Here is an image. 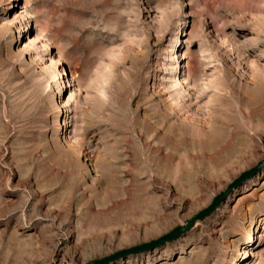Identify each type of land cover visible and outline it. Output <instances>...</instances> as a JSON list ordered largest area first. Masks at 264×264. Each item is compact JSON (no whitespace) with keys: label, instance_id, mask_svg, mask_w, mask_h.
I'll use <instances>...</instances> for the list:
<instances>
[{"label":"rangeland","instance_id":"rangeland-1","mask_svg":"<svg viewBox=\"0 0 264 264\" xmlns=\"http://www.w3.org/2000/svg\"><path fill=\"white\" fill-rule=\"evenodd\" d=\"M262 161L264 0H0V264L150 244ZM230 263L264 264V165L109 264Z\"/></svg>","mask_w":264,"mask_h":264},{"label":"water","instance_id":"water-1","mask_svg":"<svg viewBox=\"0 0 264 264\" xmlns=\"http://www.w3.org/2000/svg\"><path fill=\"white\" fill-rule=\"evenodd\" d=\"M262 165H264V161L261 162L260 164H258L254 169L242 174L241 177H239L238 179H236L234 182H232V184L229 186V188L224 191L216 200L215 202L206 210H204L203 212H201L200 214H198L196 217H194L192 220H190L188 222V224H186L185 226H181L180 230H175L173 232H171L170 234L160 238L157 241H153L152 243H150L149 245L146 244H142V245H138V246H134L130 249H126L123 251H119L113 255L107 256V257H103L100 259H96L93 260L91 262V264H109L112 260H114L115 258L121 256V255H126L129 253H136V252H140V251H144L145 249L151 248L152 246L155 245H160L165 243L166 241H171L174 240L176 238H178L183 232H185L186 230H188L189 228H191L196 221L203 219L204 217H206L207 215H209L210 213H212L224 200L225 198L228 196V194L242 181H244L245 179H247L248 177H250L252 174H254V172H256Z\"/></svg>","mask_w":264,"mask_h":264},{"label":"bare ground","instance_id":"bare-ground-1","mask_svg":"<svg viewBox=\"0 0 264 264\" xmlns=\"http://www.w3.org/2000/svg\"><path fill=\"white\" fill-rule=\"evenodd\" d=\"M198 129H199V128H198ZM198 129H196L195 125L193 124V125L191 126V130H192V131L188 130L187 133H186V137H185V138H186V141H188V142H190V141H191V142H192V141H196V142L200 141L201 137H200V133H199V130H198ZM262 162H263V161H262ZM260 163H261V162H260ZM260 163H259V164H260ZM255 167H256V166H255ZM255 167H254V168H255ZM254 168H252V169H254ZM252 169H250V170H252ZM250 170H248V171H250ZM248 171H246V172H248ZM246 172H244V173H246ZM244 173H243V174H244ZM241 176H242V175H241ZM241 176H240V177H241ZM222 193H223V192H222ZM222 193H220V194L214 199V201L212 202V204L215 202V200H216V199H217ZM212 204H211V205H212ZM211 205H210V206H211ZM210 206H209V207H210ZM209 207H208V208H209ZM206 209H207V208H206ZM206 209H205V210H206ZM203 211H204V210H203ZM203 211H202V212H203ZM200 213H201V212H200ZM200 213H199V214H200ZM197 215H198V214H197ZM197 215H196V216H197ZM196 216H194V217H196ZM194 217H193V218H194ZM193 218H192V219H193ZM192 219H191V220H192ZM178 228H180V227H178ZM178 228H176L175 230H177ZM175 230H174V231H175ZM178 230H180V229H178ZM253 234H254V226L251 225L250 228H249V230H248V232H247V234H246V243H248L249 240L253 237ZM146 245H149V244H146ZM245 253H246V248L243 249L242 247H238L237 252L235 253V255H236V256H237V255L242 256V255L245 254ZM234 259H235V257L233 258V260H234ZM230 264H232V263H230Z\"/></svg>","mask_w":264,"mask_h":264}]
</instances>
